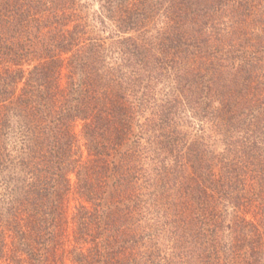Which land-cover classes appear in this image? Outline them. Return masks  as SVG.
<instances>
[{
	"label": "trees",
	"instance_id": "trees-1",
	"mask_svg": "<svg viewBox=\"0 0 264 264\" xmlns=\"http://www.w3.org/2000/svg\"><path fill=\"white\" fill-rule=\"evenodd\" d=\"M0 264H264V0H0Z\"/></svg>",
	"mask_w": 264,
	"mask_h": 264
}]
</instances>
